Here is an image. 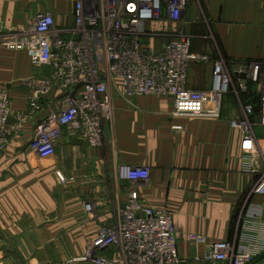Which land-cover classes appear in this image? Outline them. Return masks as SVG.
<instances>
[{
    "label": "crops",
    "instance_id": "crops-1",
    "mask_svg": "<svg viewBox=\"0 0 264 264\" xmlns=\"http://www.w3.org/2000/svg\"><path fill=\"white\" fill-rule=\"evenodd\" d=\"M205 3L213 17L222 6L224 23L218 24V32L227 53L263 56L264 1ZM26 15L16 0H0V28L25 22ZM4 36L0 32V38ZM150 42L155 50L165 43L160 38ZM210 68L189 63L186 86L209 89ZM50 71L49 66L33 67L25 52L10 50L0 41V88L8 90L13 110L26 109L27 80ZM110 91L111 116L102 120L95 146L63 131L53 155L25 153L35 124L48 113L45 103L22 123L0 155V264H91L68 260L83 254L86 241L102 225L115 224L130 190L137 192L142 206L170 213L179 264H230L204 260L205 247L190 240V234L208 242H234L254 255L252 264L264 261V197L250 195L254 177L242 168L243 136L231 125L239 117L236 103L223 97L216 118L174 117L169 95L127 97L119 87ZM252 130L257 146L252 147L264 152V126ZM120 165L145 168L148 178L120 179Z\"/></svg>",
    "mask_w": 264,
    "mask_h": 264
},
{
    "label": "built area",
    "instance_id": "built-area-1",
    "mask_svg": "<svg viewBox=\"0 0 264 264\" xmlns=\"http://www.w3.org/2000/svg\"><path fill=\"white\" fill-rule=\"evenodd\" d=\"M177 2L101 0L98 6L96 3L86 7L84 0H74L69 23L57 24L54 13L42 10L7 28L6 36L0 38L4 46L25 52L33 67L49 66L51 71L27 80L29 93L24 110H13L8 90L0 88V154L18 134L22 123L45 103L48 113L34 126L27 146L31 152L53 155L63 131L95 146L102 136V120L111 116L113 87H119L127 97L169 95L174 117H219L231 82L224 64L213 63L209 89L188 88V64L198 59L189 50V40L166 39L163 47L155 50L145 37V23L162 14L168 20L180 14ZM248 78L261 82L255 125L264 126V65L251 64ZM253 114L246 105L243 116L233 119L231 125L243 136L242 168L254 177L250 195L264 197V152L251 145L256 144L248 121ZM117 172L126 181L148 178V170L141 167L120 165ZM85 210L93 217L90 204L85 205ZM174 230L168 211L142 206L137 192L130 190L118 222L110 227L102 225L89 237L78 259L92 264H174L179 260ZM189 239L205 247L206 261L248 264L254 258L234 242H208L198 234H190ZM109 249L113 250L110 258L101 254ZM260 252L264 253V247Z\"/></svg>",
    "mask_w": 264,
    "mask_h": 264
},
{
    "label": "rangeland",
    "instance_id": "rangeland-1",
    "mask_svg": "<svg viewBox=\"0 0 264 264\" xmlns=\"http://www.w3.org/2000/svg\"><path fill=\"white\" fill-rule=\"evenodd\" d=\"M16 1L20 3L23 12L27 14V19L37 11H50L54 13L57 24L70 22L69 14L74 3V0ZM84 2L86 7H92L96 3V6H98L101 3V0H84ZM177 3V7H180L181 12L174 19H167L168 21L163 20L165 19V16L162 14L159 19L145 23L144 32L148 42L155 38L164 39V41H166V39L177 40L183 37L188 39L191 54L198 56V59L191 61L190 64L194 62L205 65L210 64L211 75L213 63L215 61H221L227 69L231 79L229 90L226 92L224 98H231L233 102L236 103L239 117L243 116V110L246 105L252 108L254 114L248 119V121L253 129L255 127V113L257 112V104L261 93V82H252L248 78L249 66L251 64H258L259 66L264 65V49L261 58H245L230 55L226 52L224 47L225 44L218 32V24L224 23L221 17L222 6L219 7V16L213 17L211 9H209L208 6L209 4L205 3V0H179ZM188 15L191 20H189ZM27 19H25V21ZM11 23L12 22H10V24ZM5 31H7V29L5 28V25H2L0 32L2 33ZM207 45L210 46L209 49H207ZM258 77L261 79V74H258ZM250 120H252V123ZM253 123L254 125H252ZM6 149L7 147L0 155L4 154ZM26 151L25 153H29L30 149L27 148ZM117 220H115L114 223H117ZM108 227L110 226L108 225ZM111 251L109 258L113 254V250ZM78 258L79 256L77 258H72L68 260V263H74V261L84 262L80 261ZM254 260L255 259L253 258L248 264H252ZM179 263L180 260L174 264Z\"/></svg>",
    "mask_w": 264,
    "mask_h": 264
},
{
    "label": "water",
    "instance_id": "water-1",
    "mask_svg": "<svg viewBox=\"0 0 264 264\" xmlns=\"http://www.w3.org/2000/svg\"><path fill=\"white\" fill-rule=\"evenodd\" d=\"M258 264H264V261H262V262H260V263H258Z\"/></svg>",
    "mask_w": 264,
    "mask_h": 264
},
{
    "label": "trees",
    "instance_id": "trees-1",
    "mask_svg": "<svg viewBox=\"0 0 264 264\" xmlns=\"http://www.w3.org/2000/svg\"><path fill=\"white\" fill-rule=\"evenodd\" d=\"M257 113V112H256Z\"/></svg>",
    "mask_w": 264,
    "mask_h": 264
}]
</instances>
